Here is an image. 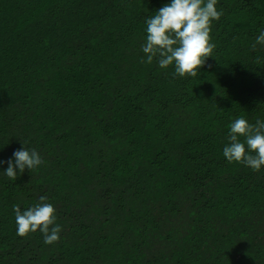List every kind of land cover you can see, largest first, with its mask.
<instances>
[{
  "label": "trees",
  "instance_id": "trees-1",
  "mask_svg": "<svg viewBox=\"0 0 264 264\" xmlns=\"http://www.w3.org/2000/svg\"><path fill=\"white\" fill-rule=\"evenodd\" d=\"M170 2L0 0V264H264V166L223 155L232 121L264 120V0H218L195 77L141 63ZM23 143L43 163L12 180ZM41 196L52 244L17 235Z\"/></svg>",
  "mask_w": 264,
  "mask_h": 264
},
{
  "label": "clouds",
  "instance_id": "clouds-1",
  "mask_svg": "<svg viewBox=\"0 0 264 264\" xmlns=\"http://www.w3.org/2000/svg\"><path fill=\"white\" fill-rule=\"evenodd\" d=\"M218 0H171L170 3L156 11L146 20V42L142 51L147 61L152 63L158 57L160 68L175 66V74L195 77L197 70L213 57L216 44L212 42V24L223 15V9H217ZM264 44V31L256 38L252 47ZM243 137V140L240 139ZM229 143L223 148V155L228 162H240L253 170L259 171L264 166V120L257 119L250 123L243 116L230 124ZM24 145V143H23ZM14 160L9 158L4 175L12 180L17 179V169L23 174L43 163L40 154L33 148L24 147L13 153ZM4 161H0V164ZM41 196L35 205L22 210L19 205L13 206L17 235L27 236L39 230L44 236L45 244L58 242L61 225L56 223V208Z\"/></svg>",
  "mask_w": 264,
  "mask_h": 264
}]
</instances>
